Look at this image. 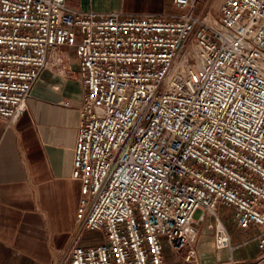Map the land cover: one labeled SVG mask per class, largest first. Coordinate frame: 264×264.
I'll list each match as a JSON object with an SVG mask.
<instances>
[{
    "label": "built area",
    "instance_id": "1",
    "mask_svg": "<svg viewBox=\"0 0 264 264\" xmlns=\"http://www.w3.org/2000/svg\"><path fill=\"white\" fill-rule=\"evenodd\" d=\"M171 2V14L124 15L0 0L6 127L47 70L76 71L85 90L78 223L53 264H165V244L198 264L206 216L217 248L232 249L219 207L258 229L264 264V0H224L217 12L208 0Z\"/></svg>",
    "mask_w": 264,
    "mask_h": 264
},
{
    "label": "crops",
    "instance_id": "2",
    "mask_svg": "<svg viewBox=\"0 0 264 264\" xmlns=\"http://www.w3.org/2000/svg\"><path fill=\"white\" fill-rule=\"evenodd\" d=\"M223 0H212L217 7ZM80 12L166 15L167 0H67ZM61 56L77 63L73 50ZM85 90L76 71L47 70L34 87L27 112L11 128L0 120V264H53L78 223L81 182L72 179L74 149ZM69 103L70 107L63 106ZM232 249H218L215 222L197 223L198 264H259L258 229L240 230L233 211L219 207ZM189 248L176 253L164 245L165 264H187Z\"/></svg>",
    "mask_w": 264,
    "mask_h": 264
},
{
    "label": "rangeland",
    "instance_id": "3",
    "mask_svg": "<svg viewBox=\"0 0 264 264\" xmlns=\"http://www.w3.org/2000/svg\"><path fill=\"white\" fill-rule=\"evenodd\" d=\"M208 1L211 3L212 0H208ZM223 1H224V0H223ZM170 2H171V0H167V3L169 4V6H170ZM211 4H212V3H211ZM221 5H222V3H220L217 7H215V6L213 5V6H212V9H213L215 12H217V11L220 9ZM171 12L173 13L174 10H171ZM71 51H72V50H71ZM100 237H101V236H100L99 233L91 232V233L87 234L86 239H93V240L98 239V242H99Z\"/></svg>",
    "mask_w": 264,
    "mask_h": 264
}]
</instances>
